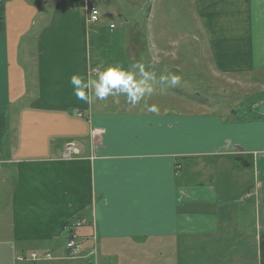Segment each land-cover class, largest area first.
<instances>
[{
	"label": "crops",
	"instance_id": "obj_1",
	"mask_svg": "<svg viewBox=\"0 0 264 264\" xmlns=\"http://www.w3.org/2000/svg\"><path fill=\"white\" fill-rule=\"evenodd\" d=\"M57 1L62 7L53 17ZM192 1L209 36L213 69L264 70V0ZM180 3L153 0L151 9L158 15L167 5L183 15ZM128 5L142 11L145 2L0 0V264H17L18 254L31 252L54 260L18 264H82L66 255L72 231L83 255L95 237L101 252L112 254L108 264H125L115 249L123 253L134 241L148 252L132 264H150L157 253L152 258L149 251L159 250H169L177 264V249L201 261L205 249L190 252L189 241L217 236L227 242L232 234L237 245L223 257L245 250L264 264V97L214 112L201 100L183 103L191 97H176L182 89L160 79L175 68L139 44L147 33L141 13L126 17ZM88 9L98 10V22H88ZM146 62L156 72L146 82L152 92L135 105L125 94L100 100L89 89L88 102L74 95L73 75L92 80L119 67L140 81L137 66ZM190 107L196 111L188 113ZM93 127L104 131L97 147L88 139ZM69 140L83 144V157L60 158ZM251 153V168L239 173L232 163ZM242 220L247 225L237 227Z\"/></svg>",
	"mask_w": 264,
	"mask_h": 264
},
{
	"label": "rangeland",
	"instance_id": "obj_2",
	"mask_svg": "<svg viewBox=\"0 0 264 264\" xmlns=\"http://www.w3.org/2000/svg\"><path fill=\"white\" fill-rule=\"evenodd\" d=\"M142 3L145 2L144 10L139 11L128 5V9L124 12L126 13V17L128 15L139 16L143 19V26L140 27L141 30H144L147 33L146 39L144 37L139 36V44L144 43L145 48L152 50L155 57L158 58L162 64L165 66L168 65L169 68L174 67V73H167L164 75L167 78L166 86L171 89L177 88L182 89L180 92L177 93L176 97H184L190 96L192 100H184L183 103H190L193 102L198 103L197 100H201L205 103L204 110H211V111H220L234 102H242L244 99L245 101H249L250 98L258 99L259 97H264V70L259 72H240V73H232V74H225L223 72H218L212 68L211 60L208 55V50H210L209 46V36H205V30L201 25V22L198 20V13L196 9H193L192 0H183L184 1V9H181L183 15H177L175 9H169L165 5L159 10L158 15L155 14V10L152 8V1L153 0H141ZM175 0H158L159 3H171ZM181 0H178L180 3ZM262 1V0H259ZM177 4V3H176ZM187 5V6H186ZM175 6V5H174ZM181 6V3H180ZM186 6V8H185ZM55 9L53 10V17L58 16L59 12H56L59 8L62 7V4L57 3L54 5ZM50 10V7H47ZM257 15L259 16L258 12L256 11ZM189 15V16H188ZM99 17V16H98ZM102 21H107L105 19H101ZM206 20V19H205ZM99 21V18L96 22ZM115 24H119L120 22L114 21ZM208 23V22H207ZM210 24V22L208 23ZM187 25V26H185ZM114 27V26H113ZM110 26V30L113 29ZM204 31H202V29ZM226 39H231L229 34L224 36ZM223 45H229L228 48L236 49V45L233 44L232 40H222ZM232 42V43H231ZM236 42V41H235ZM237 44V42H236ZM94 44H91V48ZM238 46V44H237ZM92 50V49H91ZM150 63H144V70L149 73ZM179 70H182L179 71ZM151 74L155 76V69H151ZM184 72V73H183ZM175 77L176 82L173 83L172 79ZM184 80V81H183ZM189 95H187V94ZM195 95V96H193ZM199 97V99L195 97ZM180 105V100L178 102L176 99L172 101ZM171 102V103H172ZM182 105V104H181ZM188 105V104H186ZM202 108V107H201ZM182 109V108H181ZM202 110V109H201ZM203 110V111H204ZM196 111V107H190V112L192 113ZM205 112V111H204ZM194 114V113H193ZM103 129L95 128L91 129L89 134V143L93 146L102 145L103 143ZM77 142L81 149L80 158L83 157V144L78 141L69 140L67 143ZM65 144V145H66ZM64 145V146H65ZM229 147V146H228ZM227 147V148H228ZM95 148V147H94ZM229 149V148H228ZM239 155V154H238ZM251 158L242 157L238 160L237 163H232L233 165L239 168V173L245 169L242 168H251L252 166V159L256 156L254 154H249ZM89 159H95V155H93ZM249 173V172H247ZM239 178V177H238ZM240 181L236 182V186H240ZM250 185V184H249ZM233 187H235V182H233ZM243 224H237V227H245L247 224L244 220ZM230 225L236 226V222L234 220L230 221ZM223 239L225 238H218L217 236L211 237L210 239H193L187 243L188 247L190 248V252L193 248L194 251H199L205 249L201 261L197 259L196 256L184 253L182 250L179 251L178 249L174 252V263L177 264H211L213 259L208 258L210 257H217V258H226L228 259L226 264H255L254 259L252 256L245 250H243L239 256H234L232 258L223 257L226 255V252L234 249L237 244V236L232 234L227 242H224ZM81 239L78 236V244H81ZM136 241L133 242V245L128 248H123V253H119V246L117 245L115 252H117L120 257L122 258L121 261H126L125 264H132V258L136 259L139 262V258L144 259L147 255L148 248H141ZM157 244H152L149 247H156ZM201 246V248H200ZM91 252V251H90ZM95 252L99 264H108L113 260L112 254H109L108 251H103L104 254L99 249V244L96 242V250H93L92 254ZM154 257V254L157 253L155 258H151L148 256L146 260H151L150 264H172L169 260V250L163 251H149ZM183 252V253H180ZM40 253V252H39ZM41 254V253H40ZM39 254V255H40ZM208 254V255H207ZM66 255L68 258V252L66 251ZM82 264H85L86 253L80 254ZM109 256V257H108ZM52 257V255H51ZM167 258V259H166ZM206 258V259H205ZM205 259V260H204ZM43 259H41L42 261ZM131 260V261H128ZM204 260V263L202 262ZM52 261V260H51ZM51 261H43V262H51ZM145 261V259H144ZM130 262V263H129ZM16 263V261H15ZM123 263V262H122ZM18 264V263H17Z\"/></svg>",
	"mask_w": 264,
	"mask_h": 264
},
{
	"label": "clouds",
	"instance_id": "obj_3",
	"mask_svg": "<svg viewBox=\"0 0 264 264\" xmlns=\"http://www.w3.org/2000/svg\"><path fill=\"white\" fill-rule=\"evenodd\" d=\"M139 73L143 77L138 81L133 72L124 71L119 67H109L100 72L96 79L88 80L83 75H73L70 83L73 86L74 95L77 99L88 102L91 94L100 100L106 99L110 95L125 94L129 101L135 105L145 94H150L152 88L146 85V82L152 79L153 74L144 70L143 65H138ZM163 82L166 78L161 76ZM172 82L175 83V77ZM153 111L155 109H152Z\"/></svg>",
	"mask_w": 264,
	"mask_h": 264
},
{
	"label": "built area",
	"instance_id": "obj_4",
	"mask_svg": "<svg viewBox=\"0 0 264 264\" xmlns=\"http://www.w3.org/2000/svg\"><path fill=\"white\" fill-rule=\"evenodd\" d=\"M98 16L99 15H98V12L96 10H91L88 22L95 23V21L98 20ZM111 27H113V26H111ZM81 149L82 148L80 147V145L77 142L67 143L65 146H63L60 158L62 160L77 159L81 155V152H80ZM80 225H81V223L77 222L75 226L79 227ZM91 240H92L93 246L90 249L91 252L90 251L88 252L89 256L86 257L85 264H98L97 263V256H96L95 252L92 254L93 250H96L95 238L92 237ZM65 248H66V251L68 252V258L79 259L81 257V256H78V255L82 254L81 244H78V239L74 233L70 234V237L66 243ZM41 259H43L42 261H51L52 257L48 253H43V254L39 255L38 253H35V252L30 253L27 257L20 256V255H18L16 257V260L19 262H29V261L35 262V261H41Z\"/></svg>",
	"mask_w": 264,
	"mask_h": 264
},
{
	"label": "trees",
	"instance_id": "obj_5",
	"mask_svg": "<svg viewBox=\"0 0 264 264\" xmlns=\"http://www.w3.org/2000/svg\"><path fill=\"white\" fill-rule=\"evenodd\" d=\"M31 253H33V252H31ZM30 254V253H29ZM28 254V255H29ZM21 255V254H20ZM28 255H21V256H24V257H26V256H28ZM15 261L18 263L19 261H17L16 259H15ZM20 263H27V262H20Z\"/></svg>",
	"mask_w": 264,
	"mask_h": 264
}]
</instances>
